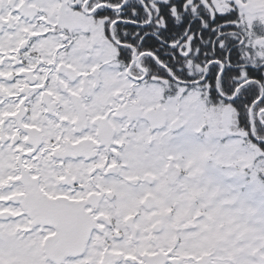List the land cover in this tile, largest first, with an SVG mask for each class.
Returning <instances> with one entry per match:
<instances>
[{
	"label": "snow or ice",
	"instance_id": "1",
	"mask_svg": "<svg viewBox=\"0 0 264 264\" xmlns=\"http://www.w3.org/2000/svg\"><path fill=\"white\" fill-rule=\"evenodd\" d=\"M0 264H264V0H0Z\"/></svg>",
	"mask_w": 264,
	"mask_h": 264
}]
</instances>
